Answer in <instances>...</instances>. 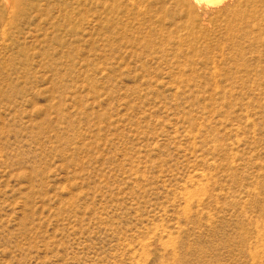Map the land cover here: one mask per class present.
<instances>
[{"label": "rangeland", "instance_id": "obj_1", "mask_svg": "<svg viewBox=\"0 0 264 264\" xmlns=\"http://www.w3.org/2000/svg\"><path fill=\"white\" fill-rule=\"evenodd\" d=\"M206 1L0 0V264H264V0Z\"/></svg>", "mask_w": 264, "mask_h": 264}, {"label": "bare ground", "instance_id": "obj_2", "mask_svg": "<svg viewBox=\"0 0 264 264\" xmlns=\"http://www.w3.org/2000/svg\"><path fill=\"white\" fill-rule=\"evenodd\" d=\"M208 1L211 2V3H213L214 5H216V4H220L224 0H208ZM205 2H207V1L205 0Z\"/></svg>", "mask_w": 264, "mask_h": 264}]
</instances>
